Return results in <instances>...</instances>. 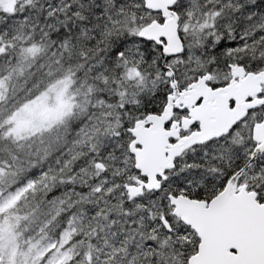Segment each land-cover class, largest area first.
Returning <instances> with one entry per match:
<instances>
[{"label":"snow or ice","instance_id":"snow-or-ice-1","mask_svg":"<svg viewBox=\"0 0 264 264\" xmlns=\"http://www.w3.org/2000/svg\"><path fill=\"white\" fill-rule=\"evenodd\" d=\"M0 264H264V0H0Z\"/></svg>","mask_w":264,"mask_h":264}]
</instances>
